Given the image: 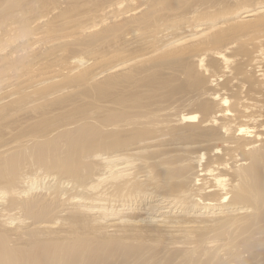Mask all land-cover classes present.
Returning <instances> with one entry per match:
<instances>
[{"label":"bare ground","instance_id":"obj_1","mask_svg":"<svg viewBox=\"0 0 264 264\" xmlns=\"http://www.w3.org/2000/svg\"><path fill=\"white\" fill-rule=\"evenodd\" d=\"M264 264V0H0V264Z\"/></svg>","mask_w":264,"mask_h":264},{"label":"rangeland","instance_id":"obj_2","mask_svg":"<svg viewBox=\"0 0 264 264\" xmlns=\"http://www.w3.org/2000/svg\"><path fill=\"white\" fill-rule=\"evenodd\" d=\"M182 264H184V261H183V263Z\"/></svg>","mask_w":264,"mask_h":264}]
</instances>
